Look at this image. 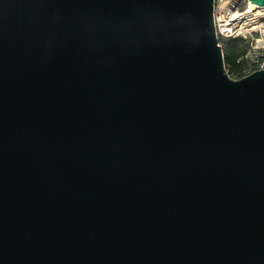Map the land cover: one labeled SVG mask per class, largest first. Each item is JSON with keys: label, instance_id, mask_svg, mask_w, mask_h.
Here are the masks:
<instances>
[{"label": "water", "instance_id": "95a60500", "mask_svg": "<svg viewBox=\"0 0 264 264\" xmlns=\"http://www.w3.org/2000/svg\"><path fill=\"white\" fill-rule=\"evenodd\" d=\"M214 2L0 0V264H264V67Z\"/></svg>", "mask_w": 264, "mask_h": 264}, {"label": "built area", "instance_id": "2783aa9c", "mask_svg": "<svg viewBox=\"0 0 264 264\" xmlns=\"http://www.w3.org/2000/svg\"><path fill=\"white\" fill-rule=\"evenodd\" d=\"M214 16L220 40L241 37L249 42L238 62L247 63L240 72L232 73L233 79H241L264 66V6L250 0H215Z\"/></svg>", "mask_w": 264, "mask_h": 264}, {"label": "trees", "instance_id": "16d2710c", "mask_svg": "<svg viewBox=\"0 0 264 264\" xmlns=\"http://www.w3.org/2000/svg\"><path fill=\"white\" fill-rule=\"evenodd\" d=\"M226 48L225 54L226 68L232 73L240 72L246 63L238 62L239 57L245 52L243 41L237 38H223L220 40Z\"/></svg>", "mask_w": 264, "mask_h": 264}, {"label": "rangeland", "instance_id": "374dc122", "mask_svg": "<svg viewBox=\"0 0 264 264\" xmlns=\"http://www.w3.org/2000/svg\"><path fill=\"white\" fill-rule=\"evenodd\" d=\"M236 38H237V39H241V40L243 41V46H244L245 48H247V47L249 46V42H248V40H246V39H244V38H241V37H236ZM220 44L222 45L223 50H224V53L226 54V53H227L226 48L223 46V44H222L221 41H220ZM246 66H247V63H246Z\"/></svg>", "mask_w": 264, "mask_h": 264}]
</instances>
